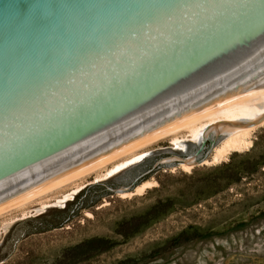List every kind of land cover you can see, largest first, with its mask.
Instances as JSON below:
<instances>
[{
  "label": "water",
  "instance_id": "95a60500",
  "mask_svg": "<svg viewBox=\"0 0 264 264\" xmlns=\"http://www.w3.org/2000/svg\"><path fill=\"white\" fill-rule=\"evenodd\" d=\"M206 121H264V0H0V213Z\"/></svg>",
  "mask_w": 264,
  "mask_h": 264
},
{
  "label": "rangeland",
  "instance_id": "374dc122",
  "mask_svg": "<svg viewBox=\"0 0 264 264\" xmlns=\"http://www.w3.org/2000/svg\"><path fill=\"white\" fill-rule=\"evenodd\" d=\"M223 139L188 143L191 172L180 168L188 154L164 140L142 164L66 204L18 221L1 216L0 264H264V127L249 148L215 163ZM148 179L158 186L143 196H117Z\"/></svg>",
  "mask_w": 264,
  "mask_h": 264
},
{
  "label": "bare ground",
  "instance_id": "6f19581e",
  "mask_svg": "<svg viewBox=\"0 0 264 264\" xmlns=\"http://www.w3.org/2000/svg\"><path fill=\"white\" fill-rule=\"evenodd\" d=\"M262 127H264V121L249 127H239L215 121H206L188 126L131 151L38 197L0 213V217L10 213L11 216L14 215L12 219L18 221L20 218L24 219L26 217L33 216V213H44L49 208L58 206V204H66L74 200L75 197L89 185L107 182L132 167L142 164L153 155L151 147L158 145L164 140L171 141L174 151L188 154L187 158L181 159L180 168H182L185 172H191L195 168L197 155L189 154L188 143L202 145L206 143L211 134H214L216 137L224 136L223 141L214 150L212 160L217 163L233 152L249 148L252 145L253 133ZM176 158L178 157L175 156L165 158L161 161V163L169 164L175 161ZM210 163V160L204 159L203 165H209ZM157 186L158 183L156 180L148 179L137 184L132 190L129 189V187L118 189L117 196L122 199L143 196L147 191L152 190ZM55 194L61 195L53 198V195ZM14 213H18L19 215L16 216Z\"/></svg>",
  "mask_w": 264,
  "mask_h": 264
},
{
  "label": "snow or ice",
  "instance_id": "6c2138e0",
  "mask_svg": "<svg viewBox=\"0 0 264 264\" xmlns=\"http://www.w3.org/2000/svg\"><path fill=\"white\" fill-rule=\"evenodd\" d=\"M197 7H200V5H197Z\"/></svg>",
  "mask_w": 264,
  "mask_h": 264
},
{
  "label": "built area",
  "instance_id": "2783aa9c",
  "mask_svg": "<svg viewBox=\"0 0 264 264\" xmlns=\"http://www.w3.org/2000/svg\"><path fill=\"white\" fill-rule=\"evenodd\" d=\"M176 152V151H175Z\"/></svg>",
  "mask_w": 264,
  "mask_h": 264
}]
</instances>
